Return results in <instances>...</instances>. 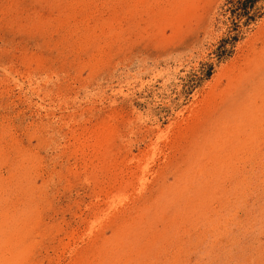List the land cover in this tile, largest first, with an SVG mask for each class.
Returning a JSON list of instances; mask_svg holds the SVG:
<instances>
[{
    "label": "rangeland",
    "instance_id": "obj_1",
    "mask_svg": "<svg viewBox=\"0 0 264 264\" xmlns=\"http://www.w3.org/2000/svg\"><path fill=\"white\" fill-rule=\"evenodd\" d=\"M0 264H264V0H0Z\"/></svg>",
    "mask_w": 264,
    "mask_h": 264
}]
</instances>
